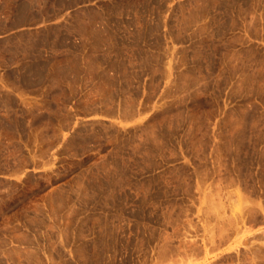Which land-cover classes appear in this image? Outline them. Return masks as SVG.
<instances>
[{"label": "rangeland", "instance_id": "rangeland-1", "mask_svg": "<svg viewBox=\"0 0 264 264\" xmlns=\"http://www.w3.org/2000/svg\"><path fill=\"white\" fill-rule=\"evenodd\" d=\"M0 264H264V0H0Z\"/></svg>", "mask_w": 264, "mask_h": 264}]
</instances>
